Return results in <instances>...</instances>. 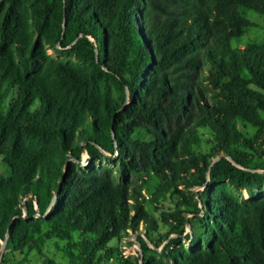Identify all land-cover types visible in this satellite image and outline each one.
Instances as JSON below:
<instances>
[{
  "label": "trees",
  "instance_id": "16d2710c",
  "mask_svg": "<svg viewBox=\"0 0 264 264\" xmlns=\"http://www.w3.org/2000/svg\"><path fill=\"white\" fill-rule=\"evenodd\" d=\"M253 13L264 0H0L1 264L54 237L67 264H135L111 246L126 235L139 264H264V44L234 46ZM134 180L155 206L191 198L158 221Z\"/></svg>",
  "mask_w": 264,
  "mask_h": 264
},
{
  "label": "rangeland",
  "instance_id": "374dc122",
  "mask_svg": "<svg viewBox=\"0 0 264 264\" xmlns=\"http://www.w3.org/2000/svg\"><path fill=\"white\" fill-rule=\"evenodd\" d=\"M249 19L253 22L254 26L248 28L244 35L242 36L239 43L235 42L234 46L237 47H244L248 44H256V45H263L264 44V16L259 14H249ZM47 53L50 56L56 57V58H64L63 56L57 54L53 50L46 48ZM264 94V93H263ZM242 129L247 131L251 136L255 134V129L252 127H244L243 124H241ZM201 143L200 145L195 147V152L199 155L201 154H207L209 153L211 147L213 146V139L211 134L207 130H201ZM89 156L84 153L83 154V160L81 161V165L84 168L90 167V163L88 162ZM102 166H106L108 168L113 169L117 182L118 183H125V179L123 175L121 174L120 165L115 160H103L100 164ZM98 165V166H100ZM253 168H256L258 172L264 174V158L256 157L255 161L251 165ZM81 170V168H79ZM7 175L8 169L3 163V158L0 156V175ZM131 187L136 189H143V194L145 195L147 199L146 208L151 213V215L156 218L158 221L161 219V213L164 211L166 212H173L178 207V202L181 201L182 197L191 198L190 194L186 192L184 189H181V193L175 194V195H169L166 200L162 199L161 203L157 206L153 205L151 203V192L154 189V183L150 182L147 186H143L142 183L138 180H134L130 183ZM200 188H196L193 190V192L197 193L199 191H202ZM261 192L264 194V187L261 190ZM242 198L246 199H252V196L249 194H242ZM187 218H191L193 216L186 215ZM160 226V234H166L169 231L168 227H165L161 222H159ZM191 229L190 226L186 229V234L190 233ZM174 237V236H172ZM134 239L130 236H125L122 241L120 242H112L111 246H118L120 252L123 253L125 258H129L131 261L135 262V264H139L138 262V256L137 251L139 250L138 245H131L130 242H133ZM66 248V241H63L59 238H52L50 241H47L43 252L44 255L40 256L37 253H33L31 257L29 258L28 262L24 264H49V261L52 260L56 264H67L68 259L66 255L64 254V249ZM153 248V247H152ZM161 250V249H160ZM22 260V257L16 256L13 257L12 255L6 256V261L9 264H18L19 261ZM1 264V263H0ZM104 264H117L113 261L107 262Z\"/></svg>",
  "mask_w": 264,
  "mask_h": 264
},
{
  "label": "water",
  "instance_id": "95a60500",
  "mask_svg": "<svg viewBox=\"0 0 264 264\" xmlns=\"http://www.w3.org/2000/svg\"><path fill=\"white\" fill-rule=\"evenodd\" d=\"M73 161H74V158H73V157H70V158H69V162H68V166H69V165L71 164V162H73ZM58 195H59V192H58L57 195H56V199H57ZM26 215H27V214H26ZM24 218H27V216H24ZM8 241H9V235H8L7 238H6V241H5L4 243H2V249H1V251H0V263H1V260H2V258H3V256H4V253H5V250H6V245H7Z\"/></svg>",
  "mask_w": 264,
  "mask_h": 264
},
{
  "label": "crops",
  "instance_id": "0c3cea01",
  "mask_svg": "<svg viewBox=\"0 0 264 264\" xmlns=\"http://www.w3.org/2000/svg\"><path fill=\"white\" fill-rule=\"evenodd\" d=\"M21 261V260H20Z\"/></svg>",
  "mask_w": 264,
  "mask_h": 264
}]
</instances>
